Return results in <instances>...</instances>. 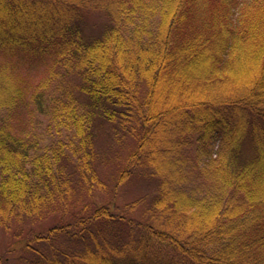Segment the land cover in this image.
I'll list each match as a JSON object with an SVG mask.
<instances>
[{"label":"trees","instance_id":"16d2710c","mask_svg":"<svg viewBox=\"0 0 264 264\" xmlns=\"http://www.w3.org/2000/svg\"><path fill=\"white\" fill-rule=\"evenodd\" d=\"M0 226L15 264H264V0H0Z\"/></svg>","mask_w":264,"mask_h":264},{"label":"rangeland","instance_id":"374dc122","mask_svg":"<svg viewBox=\"0 0 264 264\" xmlns=\"http://www.w3.org/2000/svg\"><path fill=\"white\" fill-rule=\"evenodd\" d=\"M86 27L88 31L99 32L102 29L104 23L107 21V16L99 11H91L86 16ZM17 64V63H16ZM17 72L22 73L24 76H27L34 84L41 81L45 78L47 74L46 66L41 60H38L34 57H28L23 59V64L21 66H15ZM25 109L22 111L21 117H25ZM24 125L28 126V121H24ZM41 131V129L39 128ZM107 135L103 134L100 142L99 149L102 153V165H100L101 172L106 177L111 175V171L118 173L119 168L124 163L125 157L130 153L135 141L133 139L128 140L125 146L116 145L111 141L106 140ZM107 158V163H104V158ZM156 189V181L147 180L141 176H133L126 184L121 186L118 190V193H105L100 194L98 197H104V200L114 199L115 203H118L122 207L127 202H132L135 199L140 198L141 196L148 195L154 192ZM110 202V201H109ZM123 209H121L122 211ZM117 212H120L117 210ZM54 218H49L46 221L35 224V228L38 231H45L49 226L54 223ZM16 238L12 235L11 232L6 231L0 226V259L10 257V264L17 263V256L14 253H17L15 246H17ZM14 250V251H13ZM20 252L17 254L19 255Z\"/></svg>","mask_w":264,"mask_h":264}]
</instances>
